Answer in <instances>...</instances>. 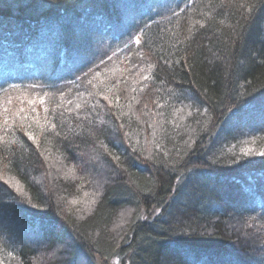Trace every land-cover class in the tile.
I'll list each match as a JSON object with an SVG mask.
<instances>
[{
  "label": "trees",
  "instance_id": "obj_1",
  "mask_svg": "<svg viewBox=\"0 0 264 264\" xmlns=\"http://www.w3.org/2000/svg\"><path fill=\"white\" fill-rule=\"evenodd\" d=\"M52 160L104 178L88 217ZM1 166L22 264H264V0H0Z\"/></svg>",
  "mask_w": 264,
  "mask_h": 264
},
{
  "label": "rangeland",
  "instance_id": "obj_2",
  "mask_svg": "<svg viewBox=\"0 0 264 264\" xmlns=\"http://www.w3.org/2000/svg\"><path fill=\"white\" fill-rule=\"evenodd\" d=\"M136 95L138 96L137 91L133 92L130 95L120 96L119 99L121 100L124 99L127 101V99H132L131 96H136ZM30 135L43 139L45 141V143H43V146H42L43 148L45 146L47 147L51 146V147H56V150L58 151L57 147L60 144V142L56 143V139L50 136L48 133H46V130L37 129V130L32 131ZM21 151H24L26 153L27 149L23 146ZM57 151L55 152L59 154ZM41 152L45 154L44 153L45 151L44 152L41 151ZM59 155L61 156V154ZM49 162L51 163L50 168H51L52 173L50 174V176L52 175V179H55V177H58L59 180H64V182H68V184H70L69 179L76 178L82 182H87L88 187H92L90 189L89 194L86 197L87 199L85 200H83V197H79L78 192L77 193L73 192L71 194V192L69 191L67 193L64 192L63 194H61V192H59L60 189H56V187L55 189H51L52 192H55L56 201H59V199L62 198L61 200L63 204L61 203L62 205L61 208L66 212L67 215L68 214L69 216L73 215L77 217L78 220L88 217L93 211L95 205L100 200L103 194L102 184L104 183V178L101 177L99 180L98 178H95L96 180L94 181L93 178H91L89 175H86L87 173H89V171L80 167L81 166L79 163L80 161H78V164H77V170H76L77 172L70 170V167L73 168V166L69 164L68 161H66L67 163H65L67 165V168H63V163L61 161H59V163L58 162L55 163L53 160ZM1 167H2L0 168L1 170H6V168H8L4 166H1ZM54 171L58 173L60 171V175H57ZM50 176L46 177L47 181L50 179ZM31 180L33 181L32 183L40 185V178H37L35 180L31 178ZM8 181L11 182L15 187L19 188L18 183H16L17 181L15 179L12 180V178L11 179L9 178ZM13 190L17 194V197L28 199L30 196V193L26 191L24 192L21 188L13 189ZM64 194H67V195H64ZM28 205L34 207L32 203ZM38 212L41 213L42 211L35 210V213H38ZM131 212H132L131 210L126 209L124 210V212L122 211L120 213L119 216L121 217L119 218L120 221L117 225V231H116L117 234L120 232V230H122V228H124V225L126 224V222L130 220ZM1 244L2 243L0 242V264H22L20 260L13 258V255L10 254L12 252L9 249L5 250V248L2 246L3 244L2 245ZM66 249H67L66 243L56 246L55 249L53 248V250H49L46 248L41 252L43 253L42 256L38 257L37 260H35L32 264H48L46 262L47 260H50V264H55V263L59 264L62 261V257L64 253H66L67 251ZM82 264H85V262H82Z\"/></svg>",
  "mask_w": 264,
  "mask_h": 264
}]
</instances>
